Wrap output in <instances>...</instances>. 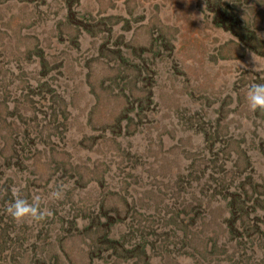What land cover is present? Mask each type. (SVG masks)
I'll return each instance as SVG.
<instances>
[{
    "label": "rangeland",
    "instance_id": "rangeland-1",
    "mask_svg": "<svg viewBox=\"0 0 264 264\" xmlns=\"http://www.w3.org/2000/svg\"><path fill=\"white\" fill-rule=\"evenodd\" d=\"M229 7L264 36V0H0V199L50 211L0 264H264V43Z\"/></svg>",
    "mask_w": 264,
    "mask_h": 264
},
{
    "label": "clouds",
    "instance_id": "clouds-1",
    "mask_svg": "<svg viewBox=\"0 0 264 264\" xmlns=\"http://www.w3.org/2000/svg\"><path fill=\"white\" fill-rule=\"evenodd\" d=\"M253 59L256 61L254 55ZM246 100L250 110L264 111V83L252 84L246 93ZM12 195L13 200L8 204L6 211L17 222L25 220L40 222L50 215V211L46 207H42L43 201L40 195L34 194L31 202L20 196L16 188L12 189ZM52 195L57 199L61 198L60 191H56Z\"/></svg>",
    "mask_w": 264,
    "mask_h": 264
},
{
    "label": "trees",
    "instance_id": "trees-1",
    "mask_svg": "<svg viewBox=\"0 0 264 264\" xmlns=\"http://www.w3.org/2000/svg\"><path fill=\"white\" fill-rule=\"evenodd\" d=\"M229 9H227V11L228 12L231 11L230 15H232V18L235 19V21L240 22V27H242L243 30L246 31L245 32L246 34L245 33L241 34L240 32H238V30H234V28H232V26H229L230 29H232L237 34H239L241 39L243 41H245V43H247V45H249V43L246 42V40H244L247 37H248L247 39H251V40L252 39H259V41L264 43V36H261L257 33V28H253L252 24L248 23L243 18H240V16L237 13H235L233 8L231 9L229 7ZM7 206H8V204H6V199H3L2 201L0 199V249H3V250H7L10 248V246H9L10 241H12L14 239L11 235L10 227H12L13 224L15 225V223H16V221L7 213V211H6ZM12 229L16 230V226H14Z\"/></svg>",
    "mask_w": 264,
    "mask_h": 264
}]
</instances>
